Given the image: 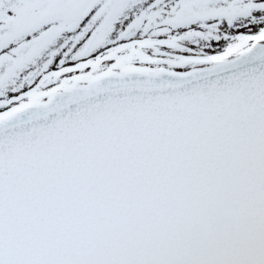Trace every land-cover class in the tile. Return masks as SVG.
Here are the masks:
<instances>
[{
	"label": "snow or ice",
	"instance_id": "6c2138e0",
	"mask_svg": "<svg viewBox=\"0 0 264 264\" xmlns=\"http://www.w3.org/2000/svg\"><path fill=\"white\" fill-rule=\"evenodd\" d=\"M0 264H264V0H0Z\"/></svg>",
	"mask_w": 264,
	"mask_h": 264
}]
</instances>
